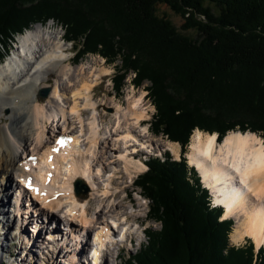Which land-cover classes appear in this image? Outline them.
<instances>
[{"label": "trees", "instance_id": "trees-1", "mask_svg": "<svg viewBox=\"0 0 264 264\" xmlns=\"http://www.w3.org/2000/svg\"><path fill=\"white\" fill-rule=\"evenodd\" d=\"M160 5L183 19L182 32ZM49 21L78 50L75 63L88 52L122 58L117 93L130 70L135 85L150 82L152 132L185 149L179 161L151 159L139 177L161 229L121 264H264V248L231 246L233 221L220 220L184 155L197 129L219 141L232 130L264 138V0H0V63L16 36Z\"/></svg>", "mask_w": 264, "mask_h": 264}, {"label": "bare ground", "instance_id": "bare-ground-1", "mask_svg": "<svg viewBox=\"0 0 264 264\" xmlns=\"http://www.w3.org/2000/svg\"><path fill=\"white\" fill-rule=\"evenodd\" d=\"M70 60L69 48L63 43L61 34L51 31L50 27L36 25L19 37L13 56L0 66V236L8 238L11 226L16 227L15 231L21 228L19 234L13 231L10 238L19 239L16 249L25 247L28 258L37 256L33 249L42 243L46 249L53 246L55 251L64 246V258L77 264L85 252V245L74 244L75 237L63 234L66 228L59 227L53 230L48 241L43 236L44 228L47 231L55 221H61L76 234L82 231L91 237L97 233L101 247H105L109 236L116 235L110 233L109 217L117 220L126 216L129 222L139 225L137 232H141L146 218L140 214L143 203L135 202L127 183L114 185L118 173L114 172L116 162L124 166V173L131 179L136 173L147 170L146 165L137 160V147L147 151L151 145L156 144V148L161 145L155 143L147 127L141 124L150 118L143 96L132 99L127 95L125 105L111 97L109 104L116 109L115 124L113 129L109 126L104 129L93 92L98 80L109 76L111 69L104 67L97 71L95 66L84 63L73 66ZM52 76L55 77L54 86L49 85ZM48 87L52 88L51 93L41 100L39 92ZM87 110L93 112L85 120L84 111ZM60 135L73 137V143L55 155L49 165L43 154ZM216 138L217 134L197 130L187 154L189 164L196 166L215 203L227 207L223 220L234 219L231 241L241 243L249 237L259 250L264 246V143L252 132H231L222 142ZM169 147L175 159L180 160L179 145L169 144ZM35 157L39 158L38 163L30 160ZM112 158L118 160L113 162ZM112 164H116L114 171L110 169ZM48 167L55 168L50 187L56 189L43 196V190L32 192L31 205L25 199L17 211L10 210L7 199L13 188L11 185L9 190L11 174L16 186L14 194L17 193L15 206L21 196L18 191L25 186L23 177L30 179L38 168ZM79 182L86 186L87 192L77 193ZM24 194L30 195L26 191ZM11 217L13 220L9 223ZM20 219L26 224L17 222ZM27 228H33L39 237L34 239L33 231L32 235L26 234ZM137 232L130 235L131 244ZM47 241L50 244L47 245ZM91 242L92 239L89 246ZM0 248L5 252L7 247ZM114 249L116 258L121 254V246L117 244L111 250ZM31 250L35 253L31 254ZM4 257L8 256L2 259H7ZM91 257V264H97L98 254ZM115 261L113 259L110 264H116ZM103 264L109 261L105 259Z\"/></svg>", "mask_w": 264, "mask_h": 264}, {"label": "rangeland", "instance_id": "rangeland-1", "mask_svg": "<svg viewBox=\"0 0 264 264\" xmlns=\"http://www.w3.org/2000/svg\"><path fill=\"white\" fill-rule=\"evenodd\" d=\"M158 12L161 16H166L168 19H170L172 21V23L182 32L181 28H182V25L183 23V19L179 16V15H176L173 11H171L169 9L168 6L166 5H160L159 8H158ZM36 25H42V26H45V27H50L51 28V31L53 32H57V33H60L61 34V37L65 35V32L63 27H61L60 24H56L54 23L53 21H49L48 23H43V22H38L36 24H33L30 28L26 29L23 33H21L20 35L16 36L15 40L10 44L9 48L10 51H9V54L7 55V52H6V57L5 59L0 63V66L6 62L8 60V58L10 56H13V53H14V50H16L17 48V42H18V39L21 35L25 34L28 30L32 29L33 27H35ZM190 34V33H188ZM63 39V37H62ZM82 42H85V39L82 40ZM68 48H70V51H69V56L70 57H73L75 55V53L73 54V45L71 44H68L66 45ZM7 49V48H5ZM3 53H5V51H3ZM70 62L73 64V66H78L80 64H87V66H95L94 67V70H97L99 71L100 69L102 68H108V69H111V74L109 76H106V77H103V78H100L98 80V83L94 89V92H93V95H94V99L95 101H97L98 103V111L100 114L101 117H103V123H104V126L103 128L105 129L107 126H109L110 128L113 129L114 127V124H115V117L114 116V113L116 111V109L112 106H110L109 102H111V97H116V101L117 102H120L122 104H126V98L128 97H131L132 99L133 98H138L140 96H143V99L145 97V104L147 105L148 107V116L150 118H153L152 117V112H154V103L152 102V100L149 98V90H148V87L151 86V83L146 81L140 85H135V79H136V76L137 74L135 73V71L133 70H130L129 71V74L127 75L125 81L123 82L122 86H121V89L120 91L117 93L115 92L114 88H113V77L114 75L116 74V71L119 72V68L121 66H124V62L122 60V58L120 56L117 57V59L114 61V62H109L107 61L104 57H101V55L99 53H95V52H88L87 54H84L82 56V58L77 62V63H74L70 60ZM91 64V65H90ZM49 85L51 86H54V83H55V77L52 76L49 78ZM47 89H50V92L49 94L51 93L52 91V88L51 87H48ZM43 92H45V90H43ZM128 95V97H127ZM39 96V95H38ZM48 97V96H47ZM46 99V98H45ZM41 100H44L43 98H41ZM107 103V104H104V103ZM93 111L92 110H87V111H84V119L88 120V118L91 117V113ZM86 113V114H85ZM147 121V120H146ZM151 122V120H148L147 123H144L143 125L145 127H149V123ZM87 129V128H86ZM151 129V128H150ZM199 130V129H197ZM194 131V133H196V131ZM88 131V130H86ZM104 131V130H103ZM102 131V132H103ZM201 131V130H199ZM236 132V131H239L241 132L240 130H232L230 132ZM202 133H208V132H203L201 131ZM230 132H228L227 134H229ZM249 132V131H248ZM193 133V135H194ZM253 133V132H252ZM210 134V133H209ZM214 134H217V133H214ZM214 134H210V135H214ZM226 134V135H227ZM150 137L155 140V143L161 145V149L160 148H156V144L154 145H151L150 148H147V151H151V153L149 152L148 154H151L152 156L155 155V156H158L160 154H164L165 152H170V154L172 155L171 151H169V149H171L169 147V144L171 146V144H177L179 145V153L182 154L183 151L185 149H183L182 147V144H180V142H175L173 140H171V138H169L167 135H164V134H161V136H156L155 134H149ZM257 136H259L263 143H264V138L261 137L259 134H257ZM192 137V136H191ZM226 137V136H225ZM224 137V138H225ZM223 138V139H224ZM218 142H221L222 140L219 141V138H218V134H217V138ZM192 142V138H190V142H189V145L188 147L186 148V153L184 154L186 158H188L187 154L190 152V144ZM148 154H143V158L141 159H145V160H148L149 158H151ZM154 156V157H155ZM173 158H174V154L172 155ZM183 156V154H182ZM182 158V157H181ZM113 162H116L115 160H118V159H115V158H112L111 159ZM137 160L139 161L140 159L137 157ZM141 161V160H140ZM117 163V170H113V167L116 166V164H112V166H110L112 169V171H114L115 173H117V181H115L114 185H119V184H122V183H127L128 186H130V183H132L131 181H129L130 177L128 174L124 173V166L121 165V163L119 164L118 161L116 162ZM187 163L188 165L190 166L189 164V160L187 159ZM108 165H110V163L108 162L107 163ZM196 171L198 173V170L196 168ZM139 174V173H136L135 175H133V178L136 177V175ZM13 175L11 174V177ZM13 178H11L10 181V186H9V190H10V187L11 185L13 184V188L10 190L9 195H8V199H7V202L8 203V206L10 205V210L13 209V203L11 202V199H12V196H13V192H14V187L15 186V183H14V180H12ZM126 185V184H125ZM131 187V193H132V196L134 197L135 199V202L137 201L138 203H143V211L140 213L143 217H146L147 216V212L149 210V202L146 200V205L144 204V202L139 198V193L142 191L139 187ZM0 191H1V188H0ZM85 191V190H84ZM210 196H213L212 194H210ZM215 201V200H214ZM27 205V202H25ZM24 204V203H23ZM91 208L94 209L95 208V204L94 202H92L91 204ZM34 214V213H33ZM37 216L34 217V219L36 218ZM42 218H45L44 216H42ZM145 220V224H144V228L148 229L149 227L150 228H153L154 230L158 231L161 229V224L158 223V222H155V221H151L149 219V217L146 219L144 218ZM11 222L9 223H12V217L11 219H9ZM231 220L233 221V227H232V231H231V234H230V244L232 247H238V246H246L250 243V241L248 239H246L244 242L242 243H234L231 241V238H232V232L234 230V219L231 218ZM15 221V220H14ZM8 228V227H7ZM16 227L13 228V226H11L10 229H8V233L7 235L9 236L8 238L4 239L5 236L1 237L0 236V247H2L3 245L6 248L5 252H1V248H0V263H4V264H62L63 262H70L69 261V258H67L65 256L64 258V255L66 254L65 252V248L64 246L61 247V249L59 250H56L53 249V246H49L48 249H46V245L42 246V243H38V247L33 249L34 251H37V256L34 258L31 259L28 258L29 256H25L26 252V248L24 247L23 249H16V246L18 245L19 243V239H15V238H10L11 235H14L13 234V231H15ZM31 228H27L26 229V234H31L32 235V231H30ZM63 229V228H62ZM45 232V234L48 235V230L46 231V227L44 228L43 230V233ZM142 232V231H141ZM139 231V233L137 232V237H136V242L132 245H130L128 242V244L126 245V248L125 250L122 251V253L120 254V260L118 261V264H121V262L123 261V258H127V256L131 255V254H135L137 253L139 250H140V247L142 245H145L147 243V237L145 236L144 233H141ZM65 234V232L63 233ZM44 236V235H43ZM26 237V236H25ZM26 238H29V237H26ZM31 238V237H30ZM24 241V240H22ZM140 242H142L141 246H140ZM17 243V244H15ZM50 244L48 243L47 241V245ZM28 246V245H27ZM256 248V247H255ZM33 250H31V254L35 253ZM55 252V253H52V252ZM117 251L114 249L113 251L111 249H109V253H108V259H107V263L109 261V264H110V261H112L113 259H115V256H116V253ZM61 253V254H60ZM55 256H54V255ZM57 254V255H56ZM13 257H12V256ZM3 256H8V257H4V258H7V259H2ZM9 257H12L10 259L12 260H9ZM31 259V260H30ZM71 264V262H70Z\"/></svg>", "mask_w": 264, "mask_h": 264}, {"label": "water", "instance_id": "water-1", "mask_svg": "<svg viewBox=\"0 0 264 264\" xmlns=\"http://www.w3.org/2000/svg\"><path fill=\"white\" fill-rule=\"evenodd\" d=\"M48 94V91L42 92L40 95L42 98H45ZM80 187V186H79Z\"/></svg>", "mask_w": 264, "mask_h": 264}, {"label": "snow or ice", "instance_id": "snow-or-ice-1", "mask_svg": "<svg viewBox=\"0 0 264 264\" xmlns=\"http://www.w3.org/2000/svg\"><path fill=\"white\" fill-rule=\"evenodd\" d=\"M64 141H60V143H63ZM55 150V149H54Z\"/></svg>", "mask_w": 264, "mask_h": 264}]
</instances>
